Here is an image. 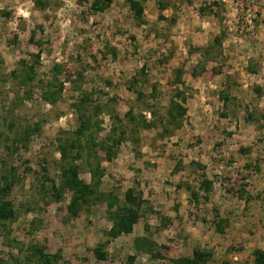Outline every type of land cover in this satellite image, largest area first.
Returning a JSON list of instances; mask_svg holds the SVG:
<instances>
[{
	"label": "rangeland",
	"instance_id": "obj_1",
	"mask_svg": "<svg viewBox=\"0 0 264 264\" xmlns=\"http://www.w3.org/2000/svg\"><path fill=\"white\" fill-rule=\"evenodd\" d=\"M44 1L42 8L36 0H0V168H16L19 177L9 195L18 212L9 225L10 239L60 251L67 264H162L135 250L134 239L142 235L170 246L169 256L190 255L201 245L214 250L211 264H253V250L264 248V4L164 0L168 7L161 11L158 0H143L146 23L140 25L126 0H114L104 12L91 11L92 0ZM214 2L219 16L200 13L201 6ZM221 32L223 73H213L212 66L218 64L210 62L206 72L193 77L191 70L201 58L195 49ZM106 46L115 47L118 56L105 55ZM37 54V78L22 84L25 62H35ZM54 64H61L65 73L83 71V88L95 92L101 102L116 98L121 117L130 107L138 115L148 114L128 89L130 77L144 64L148 79L158 83L157 97L151 100L161 112L175 93V70L183 68L188 108L183 126L165 137L159 129L142 130L139 144L128 139L113 161L103 162L101 189L123 198L127 188L136 186L169 219L166 226L157 214H149L133 233L110 239L105 234L111 226L105 204L70 220L69 193L60 202L49 195L39 199L41 163L46 162L48 174L58 180L56 138L77 124L71 104L78 93L71 82L65 83L55 105L42 99L40 81L52 77ZM250 64L256 72L248 70ZM226 80L233 99L222 101ZM144 90L151 92L148 84ZM247 112L255 115L251 122ZM99 119L104 136L111 117L103 112ZM38 120L42 127L28 147L13 145L15 134ZM202 174L214 181V191L210 201L196 205L189 201L190 193L176 185H197ZM81 177L90 181L86 166ZM240 189L252 196L249 202L237 196ZM215 205L229 220L223 233L211 221ZM6 244L0 237L3 257L10 251ZM98 244H105L106 260L95 256Z\"/></svg>",
	"mask_w": 264,
	"mask_h": 264
},
{
	"label": "trees",
	"instance_id": "obj_2",
	"mask_svg": "<svg viewBox=\"0 0 264 264\" xmlns=\"http://www.w3.org/2000/svg\"><path fill=\"white\" fill-rule=\"evenodd\" d=\"M126 1L137 23L140 25L145 24L143 0ZM113 2L114 0H92L90 10L104 12L112 6ZM36 3L42 8L46 5L44 0H36ZM158 4L161 11L168 7L167 2L164 0H158ZM215 7H217L216 2L203 5L200 8V13L202 15L214 14L219 16V12ZM160 17L167 19L164 16ZM171 19L176 21L174 17ZM34 34L31 37L32 40ZM224 37L225 34L221 32L215 35L213 41L208 45L195 49L201 58L191 70L193 77H198L206 72L210 62L218 64L212 66L213 73L216 75L223 73ZM37 45L41 47V43ZM106 47L105 55L111 54L114 58L118 56L115 47ZM36 58L37 60L30 64L22 60V62H25L23 72L19 76L22 84L32 83L37 78L36 63L39 62L40 55L37 54ZM248 70L256 72L257 68L250 64ZM17 72V70H14L13 74L16 75ZM64 73L61 64H54L52 77L49 80L40 81L41 96L46 103L55 105L62 97L65 83L71 82L78 93L71 104L77 124L74 130H64L56 138L57 149L60 153V159L56 162V168L59 172L58 180L48 174L47 163H41L44 173L41 175L43 180L38 191L39 199L44 200L49 195L55 201L60 202L69 193L66 218L70 220L76 219L84 211L89 212L95 205L105 204L106 214L111 222V226L105 231V234L110 239L133 233L135 225L149 214H157L161 220V225L166 226L169 219L165 218L161 212L156 211L151 201L145 198L143 192L138 190L136 186L127 188L123 198H120L114 190L104 191L101 189L103 178L106 175L103 162L113 161L118 156L124 141L131 139L133 143L139 144V134L142 130L159 129L160 137H165L183 126L188 112L183 68H176L175 70L171 82L176 86L175 93L164 112H161L155 100L152 101L157 97L159 88L157 82L151 83L148 79L147 65L144 64L130 77L128 89L136 95V100L144 105L143 110L148 112L149 117L142 113L136 114L133 107H130L125 115L121 117L115 105L116 98H113L112 101L109 99L101 102L99 98H95V92L83 88V71H76L74 74L71 72ZM106 82L111 84L110 80H106ZM147 84L151 88L149 94H146L144 90ZM255 90L258 93L261 92L258 87H255ZM220 99L222 101L233 99L228 80L224 83V89L220 91ZM103 112L110 115L112 123L109 131L101 136L102 121L99 116ZM254 118V113L247 112V121L251 122ZM41 127L40 120L27 125L15 134L12 140L13 145L27 148L31 136L39 132ZM240 150H245V148H240ZM84 166L87 167V172L90 174V181L81 177ZM18 180L16 168L11 167L8 169L5 166L0 168V237L6 239V245L10 249L5 257L0 252V264H67L62 262L60 251L52 253L43 244L34 242L24 244L10 239L9 225L17 219L18 212L9 195ZM176 187L178 189L185 188L190 193L189 201L198 205L210 201V195L214 191V181L206 174H202L197 185L186 182L179 183ZM237 196L245 202L252 199V196L245 194L243 189L237 191ZM211 221L214 228L221 233L224 232L229 222L227 217L221 215L220 209L216 205L213 207ZM32 224H35V220H32ZM149 228L148 225H145L146 231H149ZM134 248L137 252L147 254L151 260H159L162 264H211L215 259L214 250L201 245L194 247L190 255L169 256L170 246L159 245L154 239L146 235L137 236L134 239ZM93 252L99 260H106L109 256L105 250V244H98ZM252 256L253 264H264V249H254ZM134 260L135 257H132L130 261L133 262ZM223 264L231 263L224 260Z\"/></svg>",
	"mask_w": 264,
	"mask_h": 264
},
{
	"label": "built area",
	"instance_id": "obj_3",
	"mask_svg": "<svg viewBox=\"0 0 264 264\" xmlns=\"http://www.w3.org/2000/svg\"><path fill=\"white\" fill-rule=\"evenodd\" d=\"M241 0H237V2H240ZM252 2L253 4H264V0H247Z\"/></svg>",
	"mask_w": 264,
	"mask_h": 264
},
{
	"label": "crops",
	"instance_id": "obj_4",
	"mask_svg": "<svg viewBox=\"0 0 264 264\" xmlns=\"http://www.w3.org/2000/svg\"><path fill=\"white\" fill-rule=\"evenodd\" d=\"M127 235H128V234H127ZM261 249H264V248L261 247ZM252 257H253V256H252ZM235 259H237V258L235 257Z\"/></svg>",
	"mask_w": 264,
	"mask_h": 264
}]
</instances>
